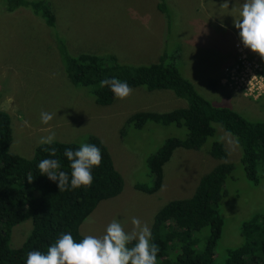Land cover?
I'll list each match as a JSON object with an SVG mask.
<instances>
[{"label":"rangeland","instance_id":"obj_1","mask_svg":"<svg viewBox=\"0 0 264 264\" xmlns=\"http://www.w3.org/2000/svg\"><path fill=\"white\" fill-rule=\"evenodd\" d=\"M45 1L55 12L54 27L32 8L9 11L6 0H0V109L11 116L10 151L31 158L39 139L51 132L58 141L81 145L90 135L103 140L124 177V188L118 196L101 201L81 225L84 236L95 237H102L113 220L131 232L133 217L151 230L162 206L192 196L203 175L222 161L233 162L235 168L225 182L226 195L220 203L223 230L214 252L215 264H223L229 250L245 242L243 223L257 214H263L264 223V171H259V183L249 180L236 137L216 124L215 136L201 149L179 147L174 151L164 165L158 191L138 189V183L154 182L148 157L169 137H185L187 129L153 121L137 128L129 122L130 116L138 111H170L186 106L187 100L169 89L139 86L123 100L116 98L110 105H100L89 87L71 82L59 46L64 43L72 55L112 53L129 64L155 62L166 53L215 105L232 108L251 121H262L264 96L255 100L222 82L211 85V80L219 81L234 58L240 38L234 21L240 18L245 0ZM160 1L166 4V13L158 7ZM42 111L54 114L48 124L41 122ZM215 140L228 149L225 160L209 153ZM32 227V218L15 225L11 246H21ZM209 234V227L194 233L198 249L205 246Z\"/></svg>","mask_w":264,"mask_h":264},{"label":"trees","instance_id":"obj_2","mask_svg":"<svg viewBox=\"0 0 264 264\" xmlns=\"http://www.w3.org/2000/svg\"><path fill=\"white\" fill-rule=\"evenodd\" d=\"M7 9L30 7L49 26L56 25L55 12L45 0H6ZM158 7L166 13L163 1ZM60 54L66 73L76 86H87L100 105H110L116 96L107 86L101 87L105 78H117L131 88L144 86L148 90L169 89L176 96L187 100V105L170 111H138L129 122L143 128L153 121L162 125L176 124L185 127V137H169L160 149L150 155L147 165L154 182L136 184L147 193L158 191L164 179V165L179 147L201 149L215 136L219 124L232 133L242 148L241 163L247 178L259 183V171H264V120L251 121L236 110L215 105L203 96L194 83L186 77L169 55L163 53L158 61L147 64L121 62L115 54L82 52L72 55L60 42ZM221 78L211 80L213 87ZM222 84V83H221ZM13 139L10 114L0 109V264H26L27 254L48 248L62 235L71 233L76 242L84 235L81 225L103 200L118 196L124 188V177L116 168L113 157L103 140L90 135L87 144H95L101 150V164L92 168L93 183L60 192L58 183L40 173L38 164L43 159H57L58 171H64L71 180V162L64 155L66 149L76 151L81 144L55 140L52 145L39 144L33 157L26 158L10 151ZM54 148L53 157L45 148ZM209 153L219 159L228 157V149L220 140L212 143ZM235 164L222 161L203 175L192 196L174 199L155 214L151 227L152 242L159 246L157 264H215V247L221 237L224 220L220 213L221 200L226 195L225 182L234 171ZM31 174L32 182H28ZM32 218L30 234L19 247L10 244L15 225ZM263 214H257L242 225L245 242L230 249L223 264H264ZM210 228L205 246L196 247L194 233ZM135 241L133 242V244ZM132 245H129L131 247Z\"/></svg>","mask_w":264,"mask_h":264},{"label":"clouds","instance_id":"obj_3","mask_svg":"<svg viewBox=\"0 0 264 264\" xmlns=\"http://www.w3.org/2000/svg\"><path fill=\"white\" fill-rule=\"evenodd\" d=\"M239 15L234 26L239 29L244 47L264 58V0H245ZM100 85L109 87L116 98L121 100L131 96L133 92L127 82L115 77L101 80ZM40 118L43 124H48L53 120L54 114L42 111ZM55 140L56 133L51 132L42 136L38 143L52 145ZM44 151L53 157L56 155L54 148L46 147ZM64 155L71 162L70 182L66 172L58 171L61 166L57 159L41 160L38 164L40 173L57 182L60 192L68 190L69 183L71 189L91 186V170L102 161L100 148L95 144L85 143L76 151L66 149ZM32 181L29 174L28 182ZM132 224L133 230L126 232L121 222L113 220L102 237L87 235L80 242H76L71 233L64 234L48 248L46 254L40 251L29 252L26 264H157L160 249L152 242L150 228L136 217L132 218Z\"/></svg>","mask_w":264,"mask_h":264},{"label":"built area","instance_id":"obj_4","mask_svg":"<svg viewBox=\"0 0 264 264\" xmlns=\"http://www.w3.org/2000/svg\"><path fill=\"white\" fill-rule=\"evenodd\" d=\"M236 59L224 69L223 85L243 96L259 99L264 96V62L257 53L236 42Z\"/></svg>","mask_w":264,"mask_h":264},{"label":"crops","instance_id":"obj_5","mask_svg":"<svg viewBox=\"0 0 264 264\" xmlns=\"http://www.w3.org/2000/svg\"><path fill=\"white\" fill-rule=\"evenodd\" d=\"M244 2H242V4H243ZM238 40H240V38H238ZM237 40V41H238ZM236 41V42H237ZM235 46H236V44H235ZM236 54H237V52H235V55H234V58L226 65V66H228L229 64H232L234 61H235V59H236Z\"/></svg>","mask_w":264,"mask_h":264}]
</instances>
